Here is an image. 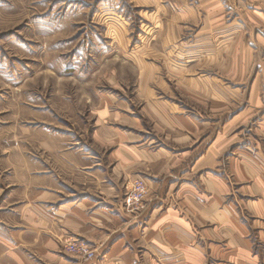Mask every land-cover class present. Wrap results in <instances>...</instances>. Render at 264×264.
Wrapping results in <instances>:
<instances>
[{
    "label": "rangeland",
    "instance_id": "rangeland-1",
    "mask_svg": "<svg viewBox=\"0 0 264 264\" xmlns=\"http://www.w3.org/2000/svg\"><path fill=\"white\" fill-rule=\"evenodd\" d=\"M172 1L0 0V264H17L19 253L34 264L92 263L66 250L74 239L95 250L96 264L113 261L57 226L41 235L58 242L62 263L45 256L44 240L34 241L33 213L53 214L85 196L122 202L131 222L147 225L143 216L161 195L149 185L166 177L156 152L188 151L179 116L205 111L188 89L203 64L187 62V46L173 49L178 32L162 29ZM192 157L172 167V183L188 179ZM136 180L148 195L143 209L129 212L124 197ZM175 189L154 208L170 206ZM249 238L263 254L264 237L253 230ZM220 258L209 255L207 264Z\"/></svg>",
    "mask_w": 264,
    "mask_h": 264
},
{
    "label": "crops",
    "instance_id": "crops-1",
    "mask_svg": "<svg viewBox=\"0 0 264 264\" xmlns=\"http://www.w3.org/2000/svg\"><path fill=\"white\" fill-rule=\"evenodd\" d=\"M172 2L162 29L167 25L178 32L173 49L187 46V62L195 68L203 64L205 70L188 83L189 92L201 97L204 113L178 119L188 133L179 139L189 150L156 152L166 177L149 185L151 191L160 187L161 195L145 212L143 230L123 214L122 202L105 198L85 196L60 204L53 214L33 213L34 241L44 240L49 260L64 261L55 249L58 242L45 234L57 226L87 237L109 255V264H207L209 255L220 256L218 264H264V252L249 238L253 230L264 237V0ZM140 13L148 18L147 11ZM144 19L141 29L149 34L152 27ZM202 145L203 151L192 157ZM190 157L188 179L172 183V167ZM197 174L198 180H192ZM174 189L170 206L154 208ZM18 258L17 264H34L20 253Z\"/></svg>",
    "mask_w": 264,
    "mask_h": 264
},
{
    "label": "built area",
    "instance_id": "built-area-1",
    "mask_svg": "<svg viewBox=\"0 0 264 264\" xmlns=\"http://www.w3.org/2000/svg\"><path fill=\"white\" fill-rule=\"evenodd\" d=\"M148 195L147 185L142 180H136L124 197V207L129 212H136L144 208V202ZM66 250L85 261H92L96 258V252L87 243L68 240Z\"/></svg>",
    "mask_w": 264,
    "mask_h": 264
}]
</instances>
